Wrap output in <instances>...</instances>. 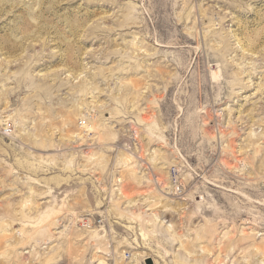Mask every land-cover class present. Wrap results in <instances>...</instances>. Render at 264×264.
<instances>
[{
    "label": "rangeland",
    "instance_id": "rangeland-1",
    "mask_svg": "<svg viewBox=\"0 0 264 264\" xmlns=\"http://www.w3.org/2000/svg\"><path fill=\"white\" fill-rule=\"evenodd\" d=\"M0 264H264V0H0Z\"/></svg>",
    "mask_w": 264,
    "mask_h": 264
},
{
    "label": "built area",
    "instance_id": "built-area-1",
    "mask_svg": "<svg viewBox=\"0 0 264 264\" xmlns=\"http://www.w3.org/2000/svg\"><path fill=\"white\" fill-rule=\"evenodd\" d=\"M86 123V121H82L81 126L85 127ZM12 131L13 126L8 124V127L6 129L4 128L3 134L9 136ZM170 185L174 194L180 196L183 193V181L177 168H174L170 172ZM96 222L95 219H92L89 216H84L79 220L78 224L83 229L91 230L96 226ZM100 222L101 221H99V223ZM127 257H129V255Z\"/></svg>",
    "mask_w": 264,
    "mask_h": 264
},
{
    "label": "bare ground",
    "instance_id": "bare-ground-1",
    "mask_svg": "<svg viewBox=\"0 0 264 264\" xmlns=\"http://www.w3.org/2000/svg\"><path fill=\"white\" fill-rule=\"evenodd\" d=\"M87 124V123H86ZM6 129V128H5Z\"/></svg>",
    "mask_w": 264,
    "mask_h": 264
}]
</instances>
